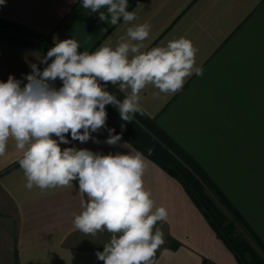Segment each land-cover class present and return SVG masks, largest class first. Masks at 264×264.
<instances>
[{
	"label": "crops",
	"instance_id": "obj_1",
	"mask_svg": "<svg viewBox=\"0 0 264 264\" xmlns=\"http://www.w3.org/2000/svg\"><path fill=\"white\" fill-rule=\"evenodd\" d=\"M128 10L136 13L135 21L121 18L111 25L84 9L82 0H5L0 18L44 36L49 50L67 38L90 53L115 47L128 27L144 22L151 32L141 51L190 39L203 75L193 74L182 90L158 99L153 98L158 90L149 85L140 93L141 107L195 159L264 242V0H128ZM44 56L0 40V81L12 75L26 84L32 65L41 71L47 66L40 63ZM53 86L58 89L62 82L57 79ZM116 87L125 97L130 93ZM109 128L121 134L106 125L91 134L98 142L81 143L68 133L69 143L60 146L115 154L127 153V143L137 150L123 135L115 146L105 143ZM21 155L10 140L0 157V264H103L96 252L103 251L110 233L85 235L73 227L80 200L86 199L78 193V181L68 188L28 190ZM144 156L145 187L168 211L167 221L156 225L165 239L156 253L158 264H240L183 185ZM165 249L170 255H163Z\"/></svg>",
	"mask_w": 264,
	"mask_h": 264
},
{
	"label": "clouds",
	"instance_id": "obj_2",
	"mask_svg": "<svg viewBox=\"0 0 264 264\" xmlns=\"http://www.w3.org/2000/svg\"><path fill=\"white\" fill-rule=\"evenodd\" d=\"M82 7L111 25L137 18L128 10V0H82ZM150 32V23L135 24L115 47L103 45L91 53L80 51L73 38L58 40L40 60L47 65L43 71L31 66L26 84L12 75L0 81V157L14 141L28 190L68 188L78 181V193L86 199L80 200L73 227L85 235L110 233L103 251L96 252L103 264H158L156 253L165 239L156 225L167 221L168 211L156 205L145 187L144 154L129 144L123 145L127 153L115 154L60 145L69 143L68 133L81 143L98 142L91 134L106 127V105L115 106L120 118L130 122L143 111L140 93L149 85L158 90L153 93L158 99L161 93L182 90L193 74L203 75L196 63L199 50L188 38L141 51ZM57 79L62 82L58 89L53 86ZM108 84L130 93L118 100L106 90ZM107 131L105 143L119 144L122 134L114 128ZM163 255H170L169 250Z\"/></svg>",
	"mask_w": 264,
	"mask_h": 264
},
{
	"label": "trees",
	"instance_id": "obj_3",
	"mask_svg": "<svg viewBox=\"0 0 264 264\" xmlns=\"http://www.w3.org/2000/svg\"><path fill=\"white\" fill-rule=\"evenodd\" d=\"M0 40H9L42 53L44 49L39 43L48 42L47 38L35 31L2 18ZM105 87L118 100L125 98L116 85L108 84ZM106 109L112 119L116 118L123 124L121 134L126 140L183 185L217 236L233 252L240 264H264V258L256 252L245 236L250 237L262 250L264 242L193 157L143 111L136 113L130 122H125L120 118L119 110L115 106L106 105Z\"/></svg>",
	"mask_w": 264,
	"mask_h": 264
},
{
	"label": "rangeland",
	"instance_id": "obj_4",
	"mask_svg": "<svg viewBox=\"0 0 264 264\" xmlns=\"http://www.w3.org/2000/svg\"><path fill=\"white\" fill-rule=\"evenodd\" d=\"M42 44V42H40V47H48V43H43L44 45H41ZM49 49L48 48H45L44 49V51H43V53L44 52H47ZM46 55V54H45ZM110 125H112V126H114V127H116V128H119L120 130H123L124 129V126H123V129L121 128V125H123L119 120H117L116 118H114L113 119V121L111 122V124ZM245 236V235H244ZM246 237V239L249 241V243L251 244V246L256 250V252L262 257V258H264V250H262V249H260L258 246H257V244H255V242H253L252 240H251V238L250 237H248V236H245Z\"/></svg>",
	"mask_w": 264,
	"mask_h": 264
},
{
	"label": "built area",
	"instance_id": "obj_5",
	"mask_svg": "<svg viewBox=\"0 0 264 264\" xmlns=\"http://www.w3.org/2000/svg\"><path fill=\"white\" fill-rule=\"evenodd\" d=\"M107 112V120H106V125H110L111 122L113 121L112 117L109 115V111L106 109Z\"/></svg>",
	"mask_w": 264,
	"mask_h": 264
}]
</instances>
